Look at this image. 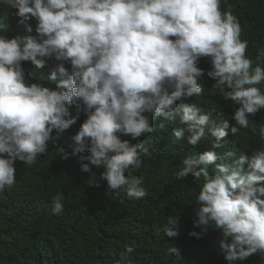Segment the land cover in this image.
Returning <instances> with one entry per match:
<instances>
[{
  "label": "clouds",
  "instance_id": "clouds-1",
  "mask_svg": "<svg viewBox=\"0 0 264 264\" xmlns=\"http://www.w3.org/2000/svg\"><path fill=\"white\" fill-rule=\"evenodd\" d=\"M6 2L17 10L21 24L33 18L37 23L34 30L29 24L27 35L9 38L7 25L0 22V194L17 181V160L32 167L48 152L53 132L76 123L69 111L74 104L87 118L72 138L75 143L68 145L71 153L60 146L57 154L64 160L78 156L83 173L102 167L99 180L129 200L148 195L143 177L133 172L151 154L138 138L155 130L152 114L179 118L185 127L175 129L174 136L190 134L193 146L206 138L207 128L216 149L229 129L238 138L250 116L264 110V50L255 59L246 54L249 42L241 38V23L231 5L221 9L222 0ZM202 57L211 60L212 94L239 105L232 115L239 127L214 119L196 103H177L202 93ZM24 62L40 69L51 62V74L41 80L56 82L55 87L30 82ZM233 156L215 150L193 154L175 172L177 179L191 174L199 182L193 228L200 231L188 235L199 239L209 228L219 231L228 264L256 253L264 257V146L229 162ZM50 207L54 215L63 213L62 195H55ZM163 232L178 236L180 217L169 216ZM133 251L126 245L116 264H133L128 255ZM167 254L181 259L175 245Z\"/></svg>",
  "mask_w": 264,
  "mask_h": 264
},
{
  "label": "trees",
  "instance_id": "trees-1",
  "mask_svg": "<svg viewBox=\"0 0 264 264\" xmlns=\"http://www.w3.org/2000/svg\"><path fill=\"white\" fill-rule=\"evenodd\" d=\"M229 5L241 23V38L249 42L246 54L255 59L264 50V0H222L221 9L227 10ZM16 11L6 0H0V22L7 25L4 34L9 38L27 35L29 24L34 30L37 23L33 18L21 24ZM198 66L204 71L199 81L202 93L177 103H196L205 112H211L214 119H228L230 127H239L232 119L239 105L212 94L215 81L207 75L212 69L210 58L202 57ZM23 67L30 82L55 87L56 82L41 80V76L51 74V62L42 69L31 62H24ZM69 111L77 118L76 123L63 132L54 131L48 152L38 156L32 167L17 160V181L0 194V264H116L126 245L134 249L128 254L133 264H228L219 244V231L209 228L199 239L188 235L192 230L200 231L193 228L196 209L200 206L195 201L199 182L191 174L177 179L175 172L184 159L204 151L234 152L229 162L242 153L251 156L253 149L264 146V110L250 116L249 126L241 128L238 138L229 129L222 147L216 149H213L215 138L207 128L206 138L193 146L188 143L190 134L179 139L174 136L175 129L185 127L179 118L165 120L152 114L155 130L138 138L151 153L143 157V167L133 172L143 177L142 186L148 193L138 200L127 199L123 192L117 195L110 191L107 181L99 180L104 171L102 167L92 166L91 173H83L78 156L64 160L57 154L56 148L60 146L71 153L68 145L75 143L72 138L87 118L75 104ZM121 139L137 142L130 136H121ZM93 174L95 177H90ZM96 180L99 186L89 185ZM57 194L62 195L64 203L60 215L52 214L50 207ZM169 216L180 217V232L176 237H168L163 232ZM173 245L180 250V260L167 254ZM234 264H264V257L256 253Z\"/></svg>",
  "mask_w": 264,
  "mask_h": 264
}]
</instances>
